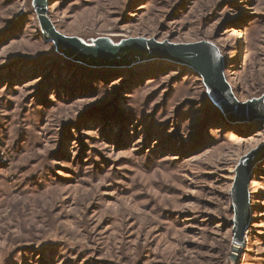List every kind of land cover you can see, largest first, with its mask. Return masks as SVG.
Returning a JSON list of instances; mask_svg holds the SVG:
<instances>
[{"label":"rangeland","instance_id":"1","mask_svg":"<svg viewBox=\"0 0 264 264\" xmlns=\"http://www.w3.org/2000/svg\"><path fill=\"white\" fill-rule=\"evenodd\" d=\"M34 0H0V264H264V158L245 245L232 190L264 120L228 118L191 67L74 62ZM89 44H216L238 101L264 97V0H48Z\"/></svg>","mask_w":264,"mask_h":264},{"label":"water","instance_id":"2","mask_svg":"<svg viewBox=\"0 0 264 264\" xmlns=\"http://www.w3.org/2000/svg\"><path fill=\"white\" fill-rule=\"evenodd\" d=\"M44 38L54 43L62 56L93 67H131L154 59L171 60L193 68L203 79L211 100L228 118L264 120V97L240 102L235 97L225 75V58L220 48L211 41L191 43L160 42L155 38H128L114 43L110 38H100L89 44L76 36L61 33L48 16V0H34ZM264 158V144L241 158L236 168L232 190L235 210V249L245 245V234L250 222L249 183L256 164Z\"/></svg>","mask_w":264,"mask_h":264}]
</instances>
